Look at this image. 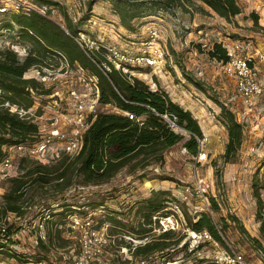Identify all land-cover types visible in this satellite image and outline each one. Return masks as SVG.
<instances>
[{
    "label": "rangeland",
    "instance_id": "374dc122",
    "mask_svg": "<svg viewBox=\"0 0 264 264\" xmlns=\"http://www.w3.org/2000/svg\"><path fill=\"white\" fill-rule=\"evenodd\" d=\"M22 1L33 6L35 4V8L39 7L35 0ZM55 1L59 2L61 11L51 7L50 12L46 13L50 19L64 27L63 18L66 14L73 23L80 22L81 31H84L90 40L104 39V42L128 51L136 52L143 48V43L148 37V28L155 26L159 34V42L166 50L164 67L157 74L150 68H140L134 72L138 78L148 83L151 89L159 88L165 91L172 101L191 112L205 137L201 148L206 153V158L196 160L187 150L184 153L182 151L184 147L179 142L163 152L162 162L152 160L142 167L138 164V160L133 158L103 183L73 185L64 193L65 199L61 200L77 205L92 202H99L102 205L94 208L88 205L76 210L74 216L79 221L78 227L85 228L83 232L84 234L87 232L88 236L83 234L78 238L79 235L73 232L74 228L71 226L73 215H69L66 224L62 227L63 246L52 247L50 252L37 244V236L43 235L45 230L38 218H31L32 213L36 211V205L28 210L29 213L25 217L20 218L7 213L5 218H0V226L12 223L14 231L10 237L11 241H7V237L0 235V243L4 244V250L11 251L14 256L0 253V264H111L112 260L117 261V264L123 262L124 264H142L141 259L133 258L126 247H121L118 251L112 248V252L105 255L102 252L106 247L104 245L112 239H122L126 244L142 241L131 234H125L122 237V233H115L109 238L107 232L110 233L113 228L108 216L112 215L123 221L125 227L121 230L134 226L137 221L136 208L140 206L144 198L150 195L152 189L165 190L168 195L184 204V208L191 216L207 211L213 220L219 223L220 218L226 217L228 213L235 214L239 216L245 230L251 236L258 237V221L254 217L256 204L252 196L251 180L255 173L260 182H264V115L260 117L256 114L249 115L248 121L243 122L244 140L236 158L234 162L223 163L221 155L227 136L226 128L218 119L220 108L217 103H223L233 110L240 122L243 120L244 108L235 90L233 78L223 72V62L211 58L207 52L209 50L207 48H211L213 42L226 44L236 38H243L244 36L234 31L237 23L229 21L227 24L215 13L199 12L194 6H190L189 12L177 9L173 13L159 12L156 16L147 17L136 31L128 32L120 26L117 16L112 13L107 1L96 0L90 10L87 7L89 0ZM237 1L241 4V0ZM254 1L258 3L256 9L260 8L261 11L264 8V0ZM194 2L197 1L194 0ZM244 3H247V0H244ZM41 12L45 14L46 9ZM8 18L7 11L0 12V47L13 48L20 54L19 56L24 57L31 45L19 40L16 27L10 29L2 27ZM93 20L95 25L90 26ZM241 23L244 26V16ZM198 28L200 30H197ZM77 36L79 35H76V38ZM201 42H206L208 47L200 46L198 49L196 45ZM47 63L54 66L40 63V66L30 68L24 75L39 80L42 83L41 91L49 89L51 92L49 94L54 93L51 97L44 93L37 96L36 101L44 107L42 110L41 107L39 108L40 113L46 112L43 115L50 114L46 103L50 101L47 104L53 105L56 101L53 98H57V92L63 93L67 84L62 79L52 81L51 76H46L44 81H40L41 74H38L37 70L44 73L46 71H43V68L60 71V64L55 66L56 62L51 60ZM187 75L199 80L203 89L189 81ZM101 111L114 112V109L110 105H101L99 112ZM213 161L216 162L221 173L222 182L219 185L216 183L218 176L214 172ZM16 173L17 169L11 172L12 175ZM185 187H189V193L184 199L182 192ZM6 188L5 179H1L0 206L1 195ZM260 193L264 199V189H260ZM209 196H213L218 202V211H212L209 208ZM53 208L60 209L56 205ZM172 209L174 215L161 219L160 225L162 229L174 227L181 233L186 232L189 243L187 249L177 251L171 258L167 257L170 260L168 262H164L160 255L150 256L144 261L147 264H218L215 262L214 255L224 247L193 237V231L184 228L182 224L181 211L175 205ZM97 222H102L101 228L92 230ZM229 224L223 236L227 249L231 248L240 253L249 264H264V256H262L264 253L257 249L238 227L233 223ZM68 227L73 231H68ZM160 231L156 229L153 233L158 234ZM198 244L200 247L197 250L190 251ZM35 254H45L47 259L37 261ZM125 259L128 261L126 262Z\"/></svg>",
    "mask_w": 264,
    "mask_h": 264
},
{
    "label": "trees",
    "instance_id": "16d2710c",
    "mask_svg": "<svg viewBox=\"0 0 264 264\" xmlns=\"http://www.w3.org/2000/svg\"><path fill=\"white\" fill-rule=\"evenodd\" d=\"M96 0H89L87 7L90 10ZM110 4L111 11L117 16L120 26L128 32L136 31L147 17L156 16L159 12L173 13L177 9L189 12L190 6L203 13L211 10L217 16L230 20L242 12L237 0H103ZM37 6L45 7L46 12L36 10H8L9 18L3 28L16 27L18 38L28 42L31 46L26 50L24 57L10 47H0V160L5 154L4 146L32 142L37 138L38 126L29 118L20 117L4 106L5 102L17 107L28 109L41 93H51L49 89L40 90L42 83L34 77H25V73L32 67L56 62L57 66L64 60L70 67L80 65L98 79L99 103L112 105L119 112H97L90 118L88 127L83 134L81 149L74 155L63 154L50 163H41L29 157H21L17 161V173L5 176L7 188L1 195L0 218L7 213L16 217H25L29 209L36 205V211L31 218H38L44 227V234L37 236V244L47 252L52 247H62L64 240L61 237L63 226L69 215H75L76 210L90 205L92 208L101 206L99 202L90 204H70L64 200V193L73 185L100 184L110 179L130 159L136 158L142 167L150 161L163 160V152L179 142L187 152L195 155L198 151L197 138L203 137V132L192 116L191 112L171 100L169 95L159 89H151L149 84L138 77L128 79L127 74L112 68L107 77L98 66L85 54L74 37L81 31V24H76L64 14V24L49 18L46 13L51 7L60 9L55 0H35ZM208 9H206V8ZM250 18L257 22L258 16L254 11L249 13ZM84 19V18H83ZM81 21V20H80ZM83 21V20H82ZM83 24V22H82ZM26 44V43H24ZM196 47L199 49L200 44ZM208 55L221 62L228 60L225 47L221 42H213ZM102 48L92 51L96 62L105 59ZM189 81L203 89L199 80L187 75ZM220 111L218 119L226 128V142L221 158L223 163L234 162L237 152L244 140V123L240 122L234 111L223 103H217ZM38 112L40 110L38 109ZM125 112L133 115L129 117ZM173 118L184 132H175L164 118ZM216 183L219 185L221 173L216 162L213 161ZM252 196L255 199V219L259 222L258 237L251 236L241 224V220L228 213L216 223L207 211L198 212L191 216L184 208V204L167 194L165 190L152 189L150 195L144 198L136 208L137 221L134 226L121 230L125 224L120 218L109 215L113 230L107 234L109 238L115 233L134 235L142 240L136 244H126L122 239H112L103 248V254L111 253L112 248L118 251L126 247L129 254L135 259L144 260L153 255H160L164 262L170 261L174 253L188 247L186 232L174 227L162 229L160 220L174 213L173 205L182 213V224L193 232L207 231L218 244L227 248L224 241V232L233 223L234 226L248 237V239L264 253V199L260 189H264V182H260L254 173L251 180ZM60 199V201H56ZM209 208L219 210V204L213 196L208 197ZM60 207L56 210L54 206ZM174 215V214H173ZM229 221V222H228ZM102 222H97L92 230L101 228ZM12 223L0 226V235L10 237L14 231ZM89 228V227H88ZM161 230L158 234L153 233ZM68 231H73L68 227ZM86 231V230H84ZM123 231V232H122ZM78 238L84 232L83 228H74ZM88 236L87 232L84 234ZM67 241V240H65ZM200 244L190 251L197 250ZM99 252V249H97ZM0 253L14 256L11 251L4 250L0 243ZM37 261L46 260L45 254H35ZM169 257V258H167ZM118 259V258H117ZM116 259V260H117ZM127 262L128 260L125 259ZM118 263L115 260L111 264ZM124 264V262L122 263Z\"/></svg>",
    "mask_w": 264,
    "mask_h": 264
},
{
    "label": "built area",
    "instance_id": "2783aa9c",
    "mask_svg": "<svg viewBox=\"0 0 264 264\" xmlns=\"http://www.w3.org/2000/svg\"><path fill=\"white\" fill-rule=\"evenodd\" d=\"M34 6L22 0H0V12L36 10L42 13L41 11L45 9L42 6L40 8ZM94 25L93 20L90 26ZM78 35L77 38L74 37L75 41L106 77L112 68L121 70L124 74H127L129 80H132V77H137L135 70L150 68L153 73L157 74L164 67L166 50L159 42V34L155 26L148 28V37L143 43L144 46L136 52L104 42V39L90 40L84 31H79ZM222 45L228 55V60L222 63L223 72L231 76L235 82V90L241 98L244 108L241 122H246L249 115L251 116V113L256 109H264V81L259 78L258 69L253 60L254 55L244 50L243 41L234 40L231 43H222ZM200 46L207 48L208 44L201 42ZM99 48L103 49L105 59L96 62L92 57V51ZM59 64L60 71L57 72L43 68L44 70H42L46 71L44 73L36 69V72L41 74L40 81H44L46 76H51L52 81L62 79L67 83L66 90L63 93L57 92V98H53L56 99L53 105L47 104L50 101L46 103L49 108V115H43L46 112H38L40 107L41 110L44 107L36 101L37 97L28 109L17 107L8 102L4 103V106L8 107L11 112L35 122L38 126V134L32 142H19L4 146L5 154L0 160V181L5 176L12 175L11 172L17 169V161L21 157H29L41 163H50L63 154L74 155L81 149L83 134L89 125L90 118L99 111V106H101L99 103L98 79L78 64L70 67L64 60ZM51 95H54V93L49 94V97ZM112 107L115 112L120 111L117 107ZM125 114L133 117L128 112H125ZM164 118L175 132L184 131L173 118H168L165 115ZM204 140V136L197 138L198 151L193 155L196 160L206 158V153L201 148ZM182 151L186 152L185 147ZM188 191L189 187H185L182 192L184 199L187 197ZM75 217L73 215L71 226L79 228V221ZM192 236L199 240L212 242L215 245L218 244L205 230L198 233L192 232ZM214 259L218 264H249L240 253L231 248L217 251ZM144 260H141V263L147 264Z\"/></svg>",
    "mask_w": 264,
    "mask_h": 264
},
{
    "label": "crops",
    "instance_id": "0c3cea01",
    "mask_svg": "<svg viewBox=\"0 0 264 264\" xmlns=\"http://www.w3.org/2000/svg\"><path fill=\"white\" fill-rule=\"evenodd\" d=\"M257 4L258 3L255 2L254 0H247V3H244V0H241V4H240L242 7L241 13L235 15L230 20H225L224 18L219 17V16L218 18L222 19L227 24H229V21H232V23H235V22L237 23L236 25L234 24L235 25L234 31H236L240 36H244V37L236 38L234 40H242L244 44V50L254 55L253 60L258 69L259 78L260 80L264 81V33H262L264 32V8H262L261 11H260V8L256 9ZM251 11H254L256 15L258 16L256 23H254V21L249 16V13ZM209 12H212V11L209 10ZM239 16H241V18ZM243 16H244V22H245L244 26L241 23ZM245 27L246 29H244ZM197 30H200V28H198ZM234 40H231L229 43H231ZM258 110L259 109H256L254 112L251 113V115L256 114L257 117L264 115V109H260L259 111ZM257 117H256V120H257ZM237 217L239 218V216ZM258 226H259V223L257 222V227Z\"/></svg>",
    "mask_w": 264,
    "mask_h": 264
}]
</instances>
